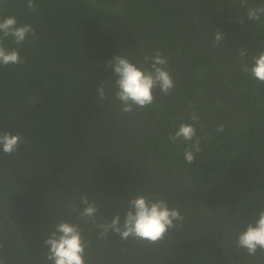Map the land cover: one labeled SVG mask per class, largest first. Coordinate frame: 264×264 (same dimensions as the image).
<instances>
[{
    "label": "trees",
    "instance_id": "1",
    "mask_svg": "<svg viewBox=\"0 0 264 264\" xmlns=\"http://www.w3.org/2000/svg\"><path fill=\"white\" fill-rule=\"evenodd\" d=\"M264 0H5L0 18L31 25L36 39L11 38L25 63L0 65V131L21 134L0 151V259L51 264L44 240L60 221L80 224L87 264H264L236 245L264 209V83L242 71L264 51V23L247 19ZM243 18L244 23L238 20ZM264 21V17L261 18ZM219 30L224 40L213 46ZM159 50L175 87L147 109L121 112L107 61L138 66ZM106 83L107 98L97 88ZM200 153L173 143L194 123ZM223 132H217L219 125ZM207 136L208 139H204ZM86 195L98 222L123 216L138 195L164 199L184 217L164 239H99L70 207ZM101 217L103 219H101Z\"/></svg>",
    "mask_w": 264,
    "mask_h": 264
},
{
    "label": "clouds",
    "instance_id": "2",
    "mask_svg": "<svg viewBox=\"0 0 264 264\" xmlns=\"http://www.w3.org/2000/svg\"><path fill=\"white\" fill-rule=\"evenodd\" d=\"M5 0H0L3 4ZM241 5H247V0H241ZM27 8L35 10V0H27ZM264 3L255 7H248L247 19L264 23ZM244 23L243 18L238 20ZM28 37L36 39L34 28L29 24H20L13 15L0 18V65H19L25 63V59L19 55L16 48L6 47L5 41L11 38L16 45H22ZM224 40V34L217 30L214 34L213 46L218 47ZM247 51H240L242 71L249 73L252 78L264 83V51L253 56L252 63L245 62ZM143 65L138 66L129 58L117 54L107 61V66L112 69L115 80L112 91L115 99L120 102L121 112L130 113L134 109H147L155 99V91L159 90L163 95H169L174 89V80L167 69L168 59L156 50L154 55L143 57ZM106 83L101 82L97 88L101 100L107 98ZM190 119L194 122L181 123L175 134H169L168 139L173 143L183 141L187 144L184 150V160L191 164L195 160V153L203 151L201 137L197 135L195 124L199 123V117L193 111ZM224 125L217 127V132H223ZM204 139H208L207 136ZM25 143L21 134H11L0 131V151L5 154H13L19 150V145ZM81 209L75 203L70 207L77 213L78 218L85 224H91L99 230L98 238L106 239L109 232L117 234L122 240L129 238L147 243H156L164 239L170 229L176 228L178 222L184 217L176 208H170L168 203L159 197L149 199L147 196L138 195L128 201V209L123 219L119 214L110 221L98 222L99 209L95 202H90L86 195L80 197ZM101 219H103L101 217ZM236 245L245 249L247 254L255 256L257 251L264 253V209L258 212V219L254 223L247 224L244 231L238 234ZM47 248L46 260L51 264H87L85 259L89 242L85 241L82 228L78 223L60 221L57 223L48 237L44 240ZM3 243H0V248ZM0 264L5 261L0 259Z\"/></svg>",
    "mask_w": 264,
    "mask_h": 264
}]
</instances>
